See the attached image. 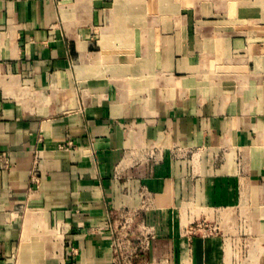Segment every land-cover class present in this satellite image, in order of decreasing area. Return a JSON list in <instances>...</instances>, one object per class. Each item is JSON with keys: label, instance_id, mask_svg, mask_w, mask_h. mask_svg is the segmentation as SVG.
Instances as JSON below:
<instances>
[{"label": "crops", "instance_id": "1", "mask_svg": "<svg viewBox=\"0 0 264 264\" xmlns=\"http://www.w3.org/2000/svg\"><path fill=\"white\" fill-rule=\"evenodd\" d=\"M121 210L264 264V0H0V264H111Z\"/></svg>", "mask_w": 264, "mask_h": 264}, {"label": "built area", "instance_id": "2", "mask_svg": "<svg viewBox=\"0 0 264 264\" xmlns=\"http://www.w3.org/2000/svg\"><path fill=\"white\" fill-rule=\"evenodd\" d=\"M134 219L135 214L132 211L121 210L114 213L113 221L109 225L114 253L111 264H140L138 257L148 248L149 241L146 232L135 233ZM189 229L193 231L192 228Z\"/></svg>", "mask_w": 264, "mask_h": 264}]
</instances>
